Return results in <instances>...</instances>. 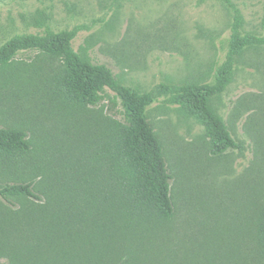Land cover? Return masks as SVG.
Segmentation results:
<instances>
[{"label": "rangeland", "instance_id": "1", "mask_svg": "<svg viewBox=\"0 0 264 264\" xmlns=\"http://www.w3.org/2000/svg\"><path fill=\"white\" fill-rule=\"evenodd\" d=\"M230 3L245 29L264 37V0H0V46L47 27H78L74 48L140 91L213 84L228 51ZM57 70L56 61L27 51L0 73V125L25 128L34 148L16 166L0 164V183L45 173L52 185H73L88 167L112 117L108 99L89 109L65 104L52 88ZM212 104L243 149L213 155L206 127L169 95L156 93L146 109L174 176L176 206L173 232L163 237L169 242L158 238L155 252L146 247L147 262L128 254L125 234L97 233L94 212L82 221L65 216L75 202L0 196V264H264L252 225L264 211V45L237 57L231 82ZM104 221L96 219V227ZM127 231L137 233L130 225ZM142 231L169 228L147 224Z\"/></svg>", "mask_w": 264, "mask_h": 264}, {"label": "trees", "instance_id": "2", "mask_svg": "<svg viewBox=\"0 0 264 264\" xmlns=\"http://www.w3.org/2000/svg\"><path fill=\"white\" fill-rule=\"evenodd\" d=\"M230 4L234 18L228 51L217 69L213 84L161 83L153 91H140L126 85L108 63L94 61L86 50L74 48L78 27L61 31L47 27L42 33L15 35L2 44L0 73L11 66L22 52L42 54L58 63V70L52 77V88L61 101L79 109H89L108 99L107 109L112 117L98 137L93 157L77 177V183L63 185L57 182L52 185L49 175L36 173L41 175L32 174L28 178L0 183V196L9 203L18 198L75 202L77 208H70V213H64L65 216L82 221L88 212H94L97 233L109 229L112 233L125 234L128 237V254L141 253L147 262L150 252L146 247L155 252L158 238L160 245L169 242L163 237L168 238L176 224L171 187L174 176L168 167L163 144L146 114L155 94L169 95L171 102L180 105L206 127L213 155H223L230 149H243L223 116L214 108L212 99L223 93L231 82L237 57L247 48L264 45V37L247 31L243 13L237 5ZM33 150L31 137L25 128L0 125V164L16 166ZM58 212L48 210V216L62 221ZM98 218L109 222H102L98 228ZM147 224L168 225L169 231L146 235L142 230ZM129 225L137 233L127 231ZM252 225L255 229L254 248L264 253V211Z\"/></svg>", "mask_w": 264, "mask_h": 264}]
</instances>
